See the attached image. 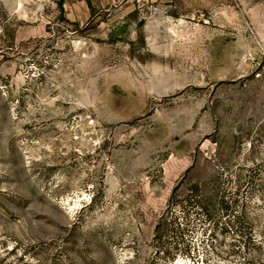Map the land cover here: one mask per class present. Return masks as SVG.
<instances>
[{
    "label": "rangeland",
    "instance_id": "obj_1",
    "mask_svg": "<svg viewBox=\"0 0 264 264\" xmlns=\"http://www.w3.org/2000/svg\"><path fill=\"white\" fill-rule=\"evenodd\" d=\"M0 264H264V0H0Z\"/></svg>",
    "mask_w": 264,
    "mask_h": 264
},
{
    "label": "trees",
    "instance_id": "obj_2",
    "mask_svg": "<svg viewBox=\"0 0 264 264\" xmlns=\"http://www.w3.org/2000/svg\"><path fill=\"white\" fill-rule=\"evenodd\" d=\"M175 189H176V188H175ZM175 189H174V190H175Z\"/></svg>",
    "mask_w": 264,
    "mask_h": 264
}]
</instances>
